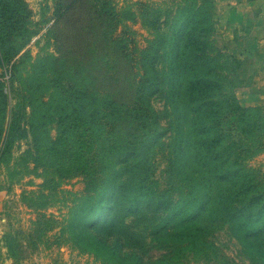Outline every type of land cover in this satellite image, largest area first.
Here are the masks:
<instances>
[{
  "label": "trees",
  "instance_id": "obj_1",
  "mask_svg": "<svg viewBox=\"0 0 264 264\" xmlns=\"http://www.w3.org/2000/svg\"><path fill=\"white\" fill-rule=\"evenodd\" d=\"M83 1L117 55L133 62L113 26L135 20L136 11ZM146 9L140 16L152 36L141 51L144 70L119 96L64 55L33 57L26 46L38 31L27 1L0 0V165L16 141L32 136L22 164L43 166L44 188L54 194L62 177L83 175L86 191L68 226L107 263L242 264L221 255L213 239L226 228L248 264H264V172L250 164L264 151V106L237 95L245 61L217 45L214 0H180L175 13ZM159 152L167 159L164 185L155 177ZM20 172L12 164V175ZM15 240L8 246L19 258Z\"/></svg>",
  "mask_w": 264,
  "mask_h": 264
},
{
  "label": "rangeland",
  "instance_id": "obj_2",
  "mask_svg": "<svg viewBox=\"0 0 264 264\" xmlns=\"http://www.w3.org/2000/svg\"><path fill=\"white\" fill-rule=\"evenodd\" d=\"M26 1L31 9V26L38 31L26 46L33 57L45 53L57 57L64 55L69 66L85 65L88 74L97 78V88L126 96L130 92L131 82L138 80L144 70L141 68V51L148 44L147 38L152 36L140 13L145 12L146 8L153 9V12L158 5L163 9L169 7L175 13L180 0H112L120 11L130 7L138 14L135 20L124 19L113 26L114 36L117 34L128 39L133 62L117 55L109 40L100 33V20L91 9V2L78 0L71 8L64 10L68 0ZM214 1H217V45L245 61V83L236 88L237 95L245 105L264 106V14L252 15L251 9L245 8V13L240 16L237 13L229 15L228 10L231 5H237L233 3L236 0ZM61 10L64 13L58 18ZM52 27L55 32L46 36ZM4 78L8 80L9 74ZM8 93L9 105L12 106V91L8 90ZM164 102L162 97L155 98L159 108L163 107ZM50 132L56 135V127L50 125ZM32 142V136L16 141L13 157L11 147L8 161L0 165V264H111L84 248L73 237L72 228L68 226L73 217V208L86 191L84 176L78 173L62 177L52 194L43 186L46 180L43 166L33 169L34 163L31 161V168L27 170L22 164L21 155ZM14 163L22 173L12 175ZM250 164L264 172V151L257 154ZM166 166L167 159L159 152L155 177L162 181V185L166 183ZM42 191L48 194V199L39 198ZM45 200L47 203H44ZM62 227L66 229L62 230ZM12 238L16 239L19 258L11 256L8 239L12 242ZM213 239L221 255L248 264V259L244 257L245 260L239 252L238 241L228 229L215 230ZM152 252L159 251L155 248ZM211 264L221 263L216 261Z\"/></svg>",
  "mask_w": 264,
  "mask_h": 264
},
{
  "label": "crops",
  "instance_id": "obj_3",
  "mask_svg": "<svg viewBox=\"0 0 264 264\" xmlns=\"http://www.w3.org/2000/svg\"><path fill=\"white\" fill-rule=\"evenodd\" d=\"M234 4L237 3V5H231V7L228 10L229 15H233L234 13H237V15H242L245 13L244 9L248 8L251 9L252 15H256L259 13L264 14V0H236V2H233ZM215 4L217 6V1H215ZM217 9V7H216Z\"/></svg>",
  "mask_w": 264,
  "mask_h": 264
}]
</instances>
